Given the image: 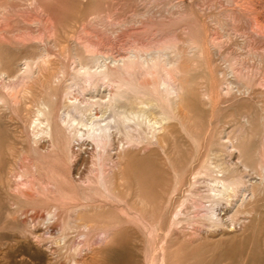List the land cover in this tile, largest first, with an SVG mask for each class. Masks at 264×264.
<instances>
[{
    "label": "rangeland",
    "instance_id": "rangeland-1",
    "mask_svg": "<svg viewBox=\"0 0 264 264\" xmlns=\"http://www.w3.org/2000/svg\"><path fill=\"white\" fill-rule=\"evenodd\" d=\"M132 55L148 121L89 135L115 84L81 67ZM0 264H264V0H0Z\"/></svg>",
    "mask_w": 264,
    "mask_h": 264
},
{
    "label": "bare ground",
    "instance_id": "bare-ground-1",
    "mask_svg": "<svg viewBox=\"0 0 264 264\" xmlns=\"http://www.w3.org/2000/svg\"><path fill=\"white\" fill-rule=\"evenodd\" d=\"M160 54L162 55V52ZM165 55H166V53H165ZM163 57H165V56H163ZM148 58H150V60L152 62V59H151L152 57L148 56ZM147 64H148V60L146 57H143L142 55H139V56L138 55H132L129 58L123 59L120 63L116 62V61L112 62V64H110L111 67H109L106 63H101V62L99 63V58L96 56L95 57L93 56L90 58L89 64H85L81 67L83 74L87 77V79H92V84L94 87L97 85V83L99 81H113L115 84V92L113 93V95H111V97H109V98H111V100L110 99H109L110 101L107 100L110 102L108 104L109 107H112V110H113L112 118H110L111 116L109 117L111 119V121L110 120L108 121L106 119L107 121H105V124H102L101 123L102 121H98L99 119L98 120L96 119L97 120L96 121V120H94L95 118H93V116H92L90 119V120H92L91 123L90 124L87 123L89 125V127L84 122H83L84 124L82 123L83 118H81V120L78 121L79 123H82L83 126L85 125L88 127L87 131H88L89 135H94V136L96 135V137L100 136V138L102 137V138L106 139L107 137L110 136L109 130L112 127H114V128L116 127V129L118 128L120 130V128L126 126L128 123L130 124V122L135 123L134 125L139 126L143 122L148 121L147 116L145 114V110L143 108V106L148 105V104H147V102L143 101L141 96L138 97L139 94H137V93H140L141 95H144V94H146V92H144L142 90V88H139V89H138V87L136 88L134 80H133V76H134L133 69L137 65L143 67L144 65H147ZM174 64L175 63H173V61L167 60V63L165 66L171 67ZM152 67H154V66H152ZM26 69L27 68H25V70ZM155 70H156V72H159V70L157 68H155ZM156 90L157 91L161 90L165 93V96H164L165 98H163V97L161 99L158 98L155 101L157 103V105H159V107H160V113H161L160 115L165 114V115H167V117L172 116V114H170V112H173L172 110L170 111L171 108L167 107L170 112L166 111L165 109H166L167 104L165 105L164 103H160L159 101L166 99V103H168L167 106H169V107H171V106L173 107V105L175 106V102H176L175 98L178 96L177 89L175 87H173L170 83L166 82L165 80H163V81L161 80V82H160V84H158ZM133 92H135L137 96L135 94L131 95V93H133ZM135 97H137V98H135ZM131 98L134 100L139 99V98H141V99L138 101L137 100L134 101L137 103V104H134L133 100H131ZM66 99H68L67 100L68 102L70 101L69 95L66 97ZM73 101H76V100H73ZM101 104L102 103H100L99 106ZM132 104L136 105L137 107H141L140 110L132 112L131 111V110H133L132 107L134 108V106ZM105 105L107 106V104H105ZM105 105L103 104V107ZM69 106H70V111L68 110V112H71V110H75L76 112L79 113V115L81 114L82 116L88 112V108H86V107L81 108L77 104V101H76V103L72 102V101L69 102ZM101 107H102V105H101ZM107 109H108V107H107ZM134 110H136V109H134ZM68 112H67V114H65L66 115L65 117L64 116L62 117V115H64L63 113H61L62 115L59 117L60 121L64 124L72 123L76 119V118L72 119L71 117H69V116H71V114ZM43 118L45 121V130H44L45 133H47L51 138L56 139V136L58 134H57V130H56V124L54 123L55 117L52 116V112L48 109H43V110L38 109L35 121H36V123L39 124V126L41 125ZM149 123H150V121H149ZM156 123H159V121H155L154 124H156ZM216 172H218L219 174L223 173L217 167H216ZM224 172H227V169ZM227 178L223 177V175L221 177H215L213 180V184L211 186L212 187L211 190L213 192L212 193V201H213L212 204L213 205L211 206L210 220L214 223L219 220L218 219L219 217L216 215V212L214 210V206L220 200L224 199V196L227 193L229 194V192H234L235 189L238 187L237 182H235L234 180H230L231 177L229 179H227ZM66 195H68V194H66ZM71 197L72 196H68L67 198H71ZM149 223H150V221H149ZM150 224H152V223H150ZM149 234L152 235L151 233H149Z\"/></svg>",
    "mask_w": 264,
    "mask_h": 264
}]
</instances>
